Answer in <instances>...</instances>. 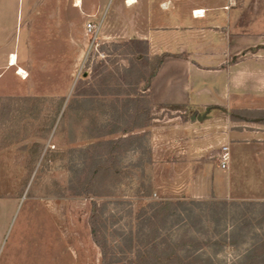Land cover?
Returning a JSON list of instances; mask_svg holds the SVG:
<instances>
[{
	"label": "rangeland",
	"instance_id": "obj_1",
	"mask_svg": "<svg viewBox=\"0 0 264 264\" xmlns=\"http://www.w3.org/2000/svg\"><path fill=\"white\" fill-rule=\"evenodd\" d=\"M119 2L98 15L88 8L93 0H36L32 16L26 1L0 0V264H135L138 254H160L167 244L181 252L194 244L190 238L195 245L187 248L211 264H264L257 257L264 254V200L188 195L193 165L218 163L190 152L216 123L191 132L182 125L198 112L156 106L149 127L122 134L135 94L148 88L129 72L145 68V45L137 55L129 42L160 17L111 16ZM88 23L96 35L86 32ZM13 55L27 79L9 67ZM69 109L85 118L62 123ZM95 116L100 137L90 139ZM236 116L264 122V114ZM123 137L110 155V142ZM101 163L113 168L97 184L106 195H89L86 182ZM166 199L186 210L174 208L152 227L151 206ZM93 223L106 240V259Z\"/></svg>",
	"mask_w": 264,
	"mask_h": 264
},
{
	"label": "crops",
	"instance_id": "obj_2",
	"mask_svg": "<svg viewBox=\"0 0 264 264\" xmlns=\"http://www.w3.org/2000/svg\"><path fill=\"white\" fill-rule=\"evenodd\" d=\"M25 1L26 15L34 16L36 0ZM93 1L88 8L105 15L110 0ZM127 11L160 17L135 31L150 56L169 55L148 88L153 105L198 112L182 125L191 132L220 127L190 148L193 159L216 156L218 163L193 165L188 195L263 201L264 122L236 114H264V0H120L109 10L111 16ZM224 147L227 169L220 166Z\"/></svg>",
	"mask_w": 264,
	"mask_h": 264
},
{
	"label": "trees",
	"instance_id": "obj_3",
	"mask_svg": "<svg viewBox=\"0 0 264 264\" xmlns=\"http://www.w3.org/2000/svg\"><path fill=\"white\" fill-rule=\"evenodd\" d=\"M129 44H132V53L134 54H142V52L138 49L142 45H145V53H143V61L145 62V68L143 69H137L136 67L130 68L129 72L134 73L135 77V85L140 87L142 84H148L151 83L153 78L156 76L159 68L163 64L166 58L169 57V55H162V56H150L149 54V45L146 41L135 39L131 40ZM138 49V50H137ZM139 92L138 94H135L137 99L133 101L134 107L132 110V114H130V118L132 119L131 126L130 128L123 130L122 134L127 135L129 133H135L138 130L144 129L149 127V123H151L155 118L153 117V109L156 107L153 105L149 92ZM158 108H169L172 110H181L184 109L183 106H158ZM85 112H77L73 111L71 109L67 110L64 115L63 119L61 120L62 123L68 119H72L73 117L79 116L77 118V121H82L85 118ZM122 117V115H120ZM119 117V118H120ZM93 122V130H89V137L90 139H98L99 136V130L95 131L97 128L98 120L97 117L95 116L92 118ZM89 129V128H88ZM98 129V128H97ZM116 132H112V134H115ZM127 139V137L119 138L116 142H110L113 146L110 148V155L111 153L116 152L117 150L120 149V145L122 142H124ZM104 144V143H103ZM102 145V143H101ZM112 166L108 164H98L94 172L92 173L91 177L89 180H87L86 185L88 187L87 193L89 195H95V196H105L106 193H100L97 189V184L101 180H105L110 173L112 172ZM176 206V207H174ZM184 203L179 202L178 204H174L173 200H162L160 203L153 204L151 206L152 213L151 217L148 218V223L151 224L152 227H155L154 220L159 219V218H168L170 216V212L176 208V209H184ZM163 222H166L167 220H161ZM155 229V228H154ZM92 234H93V239L96 243V245L101 249L102 255L104 259L107 258L108 256V246L106 243V240L100 236L98 232V228H96V225L93 223L92 225ZM192 240L191 242H194V244H185L181 250V252H178L176 250L177 248H181L180 245H169L167 244L168 248L165 249L162 253L158 254L156 251L154 253H140L136 256V261L135 264H211V260H204L201 259L197 254H195V249L192 248H187L188 246L194 247L195 241L193 238H190ZM186 248V250H185ZM256 250H252L251 253L247 256V258H252V253L255 252ZM258 259L264 263V254H261L257 256ZM259 261L257 262V264Z\"/></svg>",
	"mask_w": 264,
	"mask_h": 264
},
{
	"label": "built area",
	"instance_id": "obj_4",
	"mask_svg": "<svg viewBox=\"0 0 264 264\" xmlns=\"http://www.w3.org/2000/svg\"><path fill=\"white\" fill-rule=\"evenodd\" d=\"M196 12L197 11L194 12L195 15ZM98 31L99 28L96 26V24L88 23V25L86 26V32L88 34L94 33L96 35ZM96 38L97 37H95V39ZM220 166L222 169H227L229 167V153L226 147L223 148V154L220 156Z\"/></svg>",
	"mask_w": 264,
	"mask_h": 264
},
{
	"label": "bare ground",
	"instance_id": "obj_5",
	"mask_svg": "<svg viewBox=\"0 0 264 264\" xmlns=\"http://www.w3.org/2000/svg\"><path fill=\"white\" fill-rule=\"evenodd\" d=\"M131 2V1H130ZM129 4V3H128ZM81 5H82V2L80 1H78V3L76 4V7H81ZM196 14H198L197 12H196ZM199 14H201V13H199ZM203 16H204V14H203ZM9 67L10 68H15V67H17V70H19V72L17 73V76L18 77H20L21 79H27L28 78V74H27V72L26 71H24V69H22V68H20L19 66H18V58L16 57V55H13L12 57H11V60H10V64H9Z\"/></svg>",
	"mask_w": 264,
	"mask_h": 264
}]
</instances>
